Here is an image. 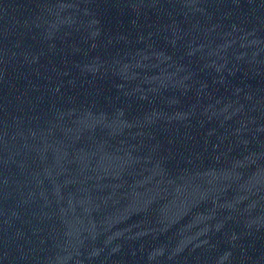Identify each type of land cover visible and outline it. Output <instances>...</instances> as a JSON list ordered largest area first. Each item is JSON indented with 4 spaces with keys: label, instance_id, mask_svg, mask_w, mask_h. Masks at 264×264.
I'll list each match as a JSON object with an SVG mask.
<instances>
[{
    "label": "water",
    "instance_id": "obj_1",
    "mask_svg": "<svg viewBox=\"0 0 264 264\" xmlns=\"http://www.w3.org/2000/svg\"><path fill=\"white\" fill-rule=\"evenodd\" d=\"M0 264H264V0H0Z\"/></svg>",
    "mask_w": 264,
    "mask_h": 264
}]
</instances>
